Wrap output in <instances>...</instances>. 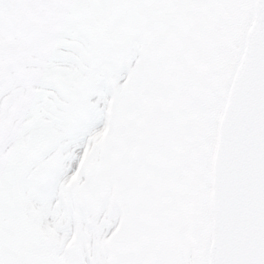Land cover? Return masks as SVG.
Masks as SVG:
<instances>
[{
  "label": "snow or ice",
  "instance_id": "6c2138e0",
  "mask_svg": "<svg viewBox=\"0 0 264 264\" xmlns=\"http://www.w3.org/2000/svg\"><path fill=\"white\" fill-rule=\"evenodd\" d=\"M0 264H264V0H0Z\"/></svg>",
  "mask_w": 264,
  "mask_h": 264
}]
</instances>
